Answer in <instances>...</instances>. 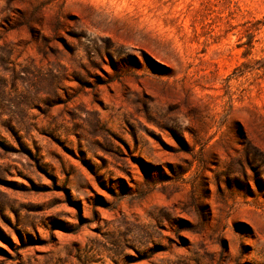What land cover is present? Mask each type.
I'll use <instances>...</instances> for the list:
<instances>
[{
    "label": "rangeland",
    "instance_id": "374dc122",
    "mask_svg": "<svg viewBox=\"0 0 264 264\" xmlns=\"http://www.w3.org/2000/svg\"><path fill=\"white\" fill-rule=\"evenodd\" d=\"M0 264H264V0H0Z\"/></svg>",
    "mask_w": 264,
    "mask_h": 264
}]
</instances>
